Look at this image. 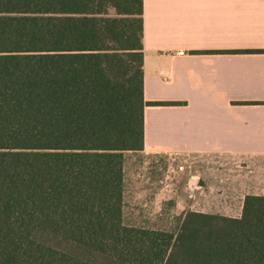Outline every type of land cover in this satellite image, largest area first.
Masks as SVG:
<instances>
[{"label":"trees","instance_id":"trees-1","mask_svg":"<svg viewBox=\"0 0 264 264\" xmlns=\"http://www.w3.org/2000/svg\"><path fill=\"white\" fill-rule=\"evenodd\" d=\"M143 0H0V264H264V197L124 222L145 149Z\"/></svg>","mask_w":264,"mask_h":264},{"label":"crops","instance_id":"crops-1","mask_svg":"<svg viewBox=\"0 0 264 264\" xmlns=\"http://www.w3.org/2000/svg\"><path fill=\"white\" fill-rule=\"evenodd\" d=\"M143 3L145 101L182 105L145 108L142 154L183 169L191 211L204 182L242 211L264 193V0Z\"/></svg>","mask_w":264,"mask_h":264},{"label":"rangeland","instance_id":"rangeland-1","mask_svg":"<svg viewBox=\"0 0 264 264\" xmlns=\"http://www.w3.org/2000/svg\"><path fill=\"white\" fill-rule=\"evenodd\" d=\"M177 163L163 156L126 154L124 222L126 225L175 232L191 211L190 189ZM165 190V191H164ZM166 191L168 195L166 194ZM215 193L206 182L198 193L200 211L211 215L240 217L242 194ZM255 196V194H246ZM264 197V193H258Z\"/></svg>","mask_w":264,"mask_h":264},{"label":"built area","instance_id":"built-area-1","mask_svg":"<svg viewBox=\"0 0 264 264\" xmlns=\"http://www.w3.org/2000/svg\"><path fill=\"white\" fill-rule=\"evenodd\" d=\"M179 55H180V56H184L185 53H184V52H180Z\"/></svg>","mask_w":264,"mask_h":264}]
</instances>
